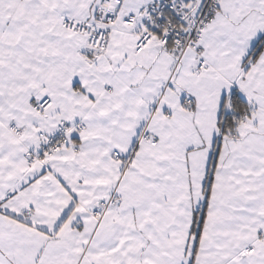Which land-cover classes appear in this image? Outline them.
I'll use <instances>...</instances> for the list:
<instances>
[{
	"label": "snow or ice",
	"instance_id": "obj_1",
	"mask_svg": "<svg viewBox=\"0 0 264 264\" xmlns=\"http://www.w3.org/2000/svg\"><path fill=\"white\" fill-rule=\"evenodd\" d=\"M0 264H264V0H0Z\"/></svg>",
	"mask_w": 264,
	"mask_h": 264
}]
</instances>
